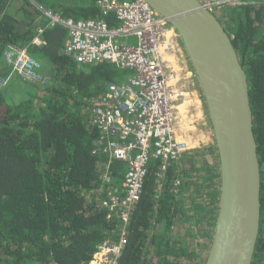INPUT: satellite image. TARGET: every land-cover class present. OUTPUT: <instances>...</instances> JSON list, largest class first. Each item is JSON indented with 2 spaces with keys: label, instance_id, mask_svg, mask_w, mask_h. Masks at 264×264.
<instances>
[{
  "label": "trees",
  "instance_id": "1",
  "mask_svg": "<svg viewBox=\"0 0 264 264\" xmlns=\"http://www.w3.org/2000/svg\"><path fill=\"white\" fill-rule=\"evenodd\" d=\"M36 1L64 17L113 24L102 15V0ZM258 2L228 9L220 20L248 74L263 177L253 264H264V0ZM39 16L30 0H0L1 78L12 72L4 59L8 46L30 43ZM44 39L32 56L56 68L47 94L38 97L37 90L31 95L22 89L18 100L12 85L0 89V264H88L100 245L117 238L119 228L118 217L100 205L107 193L102 175L109 158L97 151L101 133L93 124L90 100L106 83H122L130 72L111 63L77 66L64 52L68 33L62 27L49 28ZM180 165L172 163L162 181L158 165L151 166L121 264H198L196 248L174 230L188 213L184 196L190 183ZM111 171L120 182L126 165L114 161Z\"/></svg>",
  "mask_w": 264,
  "mask_h": 264
},
{
  "label": "built area",
  "instance_id": "2",
  "mask_svg": "<svg viewBox=\"0 0 264 264\" xmlns=\"http://www.w3.org/2000/svg\"><path fill=\"white\" fill-rule=\"evenodd\" d=\"M40 16L35 21L34 39L25 46L11 44L5 51L9 77H0V89L15 75L24 81L43 82L42 62L32 56L35 46L46 44L49 28L62 27L68 33L65 54L77 66L111 63L130 72L122 83L108 82L90 100V115L101 135L98 153L109 162L102 179L107 186L101 207L118 217L117 238L99 246L88 264H121L129 242V223L140 203L150 168L158 165L162 181L172 163H179L190 151V141L180 132L183 105L189 96L180 69H176L185 48L177 30L159 12L141 0H102L98 4L105 19H75L45 9L30 0ZM216 16L236 7H256L258 0H200ZM219 17V18H220ZM134 39L137 45L129 44ZM124 40V42H120ZM197 99V94H194ZM200 100V98H199ZM201 101V100H200ZM182 131V130H181ZM95 151V152H97ZM126 165L119 182L113 176L112 162ZM182 181L176 179L175 186Z\"/></svg>",
  "mask_w": 264,
  "mask_h": 264
},
{
  "label": "water",
  "instance_id": "3",
  "mask_svg": "<svg viewBox=\"0 0 264 264\" xmlns=\"http://www.w3.org/2000/svg\"><path fill=\"white\" fill-rule=\"evenodd\" d=\"M141 1L163 15L183 41L218 145L221 198L205 264H253L263 177L248 74L240 54L225 25L200 0Z\"/></svg>",
  "mask_w": 264,
  "mask_h": 264
},
{
  "label": "rangeland",
  "instance_id": "4",
  "mask_svg": "<svg viewBox=\"0 0 264 264\" xmlns=\"http://www.w3.org/2000/svg\"><path fill=\"white\" fill-rule=\"evenodd\" d=\"M120 42H124V40H120ZM125 42L137 45L134 39H129ZM179 58V62H177L178 65L176 66V69H180L178 76L179 79L184 80L183 84L185 86V91L189 92V96L186 99L187 103L183 106L186 112H184L183 115L180 132L182 135L185 134L190 141L191 148L198 147V149L194 150L196 153L193 154L196 160L194 157H190V159L186 158L183 162L184 164H182V162L178 163L182 165H180V167L184 171L183 173L186 177V181L191 182V187L186 197L184 196V204L186 203L184 209L188 211L186 219L180 222V224H176L174 230L181 232V235H185V239L192 245L190 246L191 248H196V252L199 253L200 256L199 259H197V263L205 264L209 255V249L219 213L221 198V180L219 178L221 173H219V167L216 168V172L218 169V177L215 171H213L211 175L209 173V168L214 165L216 156L212 128L208 119L200 84L186 50L184 55ZM44 63L46 64L45 61ZM44 67L46 68V74L43 75V82L33 83L23 80L20 81L22 78L19 79L18 76L13 75L6 86L12 85L14 89L17 90L16 98L18 100L20 99V91L22 89L26 90L27 94L31 95L37 90L38 97H42L45 93L47 94L46 87H51L54 81L53 77L56 76V68L54 66L48 63L46 66L44 65ZM194 94H197L198 100L199 98L201 100H199L198 104L196 103L198 100L196 101L194 99ZM23 97H25V95H23ZM26 98H29L28 95H26ZM206 155L209 157L206 158ZM213 167H215V165ZM214 175L216 177H214ZM215 179L216 185L214 184ZM211 183L214 184L213 187H211ZM193 216L195 219H192Z\"/></svg>",
  "mask_w": 264,
  "mask_h": 264
},
{
  "label": "crops",
  "instance_id": "5",
  "mask_svg": "<svg viewBox=\"0 0 264 264\" xmlns=\"http://www.w3.org/2000/svg\"><path fill=\"white\" fill-rule=\"evenodd\" d=\"M214 145H215V151H216V153H215V161H214V165H215V167H213L214 165H212V166H210V168H209V173H210V175H211V173L213 172V171H215L216 172V168L217 167H219V169H220V171H219V173H221V160H220V155H219V151H218V145H216V141H215V138H214ZM206 145V144H205ZM196 149H198V147H192L191 149H190V151H188L187 153H185V155H184V157H182V159L179 161L180 163L182 162V164H184L183 162L186 160V158H189L190 159V157H194V155L193 154H195L196 153V151H194V150H196ZM209 156L208 155H206V158H208ZM194 159L196 160V158L194 157ZM199 165H201V164H199ZM199 165H197V166H199ZM216 174H217V177H218V169H217V172H216ZM185 176V175H184ZM214 177H216L215 175H214ZM199 178V177H198ZM220 180H221V175H220V178H219ZM185 180H186V177H185ZM189 183H190V187H191V182L190 181H188ZM215 185H216V179H215V183H214ZM214 184H210L211 185V187H213L214 186ZM191 196H193V195H191ZM186 204V203H185ZM177 225L178 224H180V222H177L176 223Z\"/></svg>",
  "mask_w": 264,
  "mask_h": 264
},
{
  "label": "bare ground",
  "instance_id": "6",
  "mask_svg": "<svg viewBox=\"0 0 264 264\" xmlns=\"http://www.w3.org/2000/svg\"><path fill=\"white\" fill-rule=\"evenodd\" d=\"M191 96H193V95H191ZM196 101H197V99H195ZM193 102V101H192ZM187 103V102H186ZM197 104L199 103V100L196 102ZM183 106H185V104L183 105ZM194 145V144H193Z\"/></svg>",
  "mask_w": 264,
  "mask_h": 264
},
{
  "label": "flooded vegetation",
  "instance_id": "7",
  "mask_svg": "<svg viewBox=\"0 0 264 264\" xmlns=\"http://www.w3.org/2000/svg\"><path fill=\"white\" fill-rule=\"evenodd\" d=\"M34 23V22H33ZM104 63H106V62H104ZM104 63H101V64H104ZM101 64H98V65H101Z\"/></svg>",
  "mask_w": 264,
  "mask_h": 264
}]
</instances>
